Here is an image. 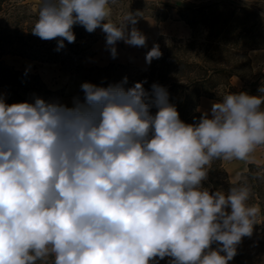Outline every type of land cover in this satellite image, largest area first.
I'll use <instances>...</instances> for the list:
<instances>
[{
    "label": "clouds",
    "instance_id": "obj_1",
    "mask_svg": "<svg viewBox=\"0 0 264 264\" xmlns=\"http://www.w3.org/2000/svg\"><path fill=\"white\" fill-rule=\"evenodd\" d=\"M110 0H41L31 34L75 42L74 25L100 28L116 44L146 47L129 12L117 25ZM129 25L131 28L129 29ZM162 52L154 44L146 64ZM146 81L125 88L81 84L68 107L34 96L8 104L0 94V264H229L251 237L258 208L251 189L202 187L213 160H248L264 146L260 95L229 93L198 123L180 119L168 91ZM155 107L153 114L150 109ZM213 244L218 247L212 248Z\"/></svg>",
    "mask_w": 264,
    "mask_h": 264
},
{
    "label": "trees",
    "instance_id": "obj_2",
    "mask_svg": "<svg viewBox=\"0 0 264 264\" xmlns=\"http://www.w3.org/2000/svg\"><path fill=\"white\" fill-rule=\"evenodd\" d=\"M141 0H110L109 7L114 10L121 4V14L140 12V17H152L156 22L167 20L174 10L178 19L191 30L186 39L171 37L166 46L160 43L162 56L154 59L143 70L127 77L125 88L136 82L146 81L144 89L151 94L152 85L159 84L168 91L169 103L173 104L180 119L188 124L198 123L201 112L198 111L201 96L220 100L229 93L247 92L260 95V78L253 77L249 51L264 49V0L254 3L241 0L234 4L228 0H190L176 3ZM156 10V13H151ZM38 14L24 0H0V87L7 91L6 103L32 102L34 96L46 101L55 100V91L48 88L37 68L43 63H58L70 67L85 53L90 44L97 39L96 30L88 33L80 25L73 26L75 42L56 51L57 40L45 41L31 34ZM116 18L113 23L119 25ZM204 34L203 36H201ZM10 55L33 62V71L7 64L3 56ZM242 82L240 88L231 84L232 78ZM264 79V74L261 75ZM123 79L109 84H116ZM264 108V105H262ZM150 111L155 114L157 109ZM226 175L229 187L234 184H246L250 187L249 206L258 208L251 237H244L237 246L233 258L235 264H264V228L259 221L264 218V162L247 164V170L240 179L232 183L228 180L222 159L213 160L209 166L206 189L213 192L218 181L214 172ZM217 188V187H216ZM37 264H54V257L38 260Z\"/></svg>",
    "mask_w": 264,
    "mask_h": 264
},
{
    "label": "rangeland",
    "instance_id": "obj_3",
    "mask_svg": "<svg viewBox=\"0 0 264 264\" xmlns=\"http://www.w3.org/2000/svg\"><path fill=\"white\" fill-rule=\"evenodd\" d=\"M155 3L156 9H159L157 2H170L176 3L180 1L190 0H141ZM234 4H239L241 0H228ZM249 3H254L256 0H244ZM30 4L31 9L38 14V9L41 6V0H24ZM110 8V7H109ZM111 10L110 16L107 18L113 22L116 18L121 23L123 15L121 14V4H117L116 9ZM153 14L156 10H151ZM167 20L162 22H156L152 17H139L138 23L135 25L146 37V47H134L126 45L123 41H119L116 44L117 57L112 58L110 50L106 47V38L103 31L98 28L96 29L97 39L95 42L90 44V48L80 56V59H76L70 67H63L58 63H43L39 64L37 72L39 73L42 80L46 83L48 88L55 91L56 99L65 104L68 107L73 106L74 98H79L83 101L84 93L81 90V84L84 82H90L92 84L103 86L105 83H112L124 77H130L134 75L138 70H143L147 67L145 62L146 53L152 48L157 42L163 47L168 45L171 37H177L186 39L190 37L191 30L185 23L178 19V16L174 10L169 13ZM131 25H129V29ZM202 34L201 36H203ZM249 57L251 59V66L254 78H260V82L264 83V79L261 75L264 74V61L258 56L256 52L249 51ZM15 58H6L5 62L9 65H14L18 68H22L28 71H33V62L28 59L13 56ZM231 84L237 88H240L242 82L237 78L231 79ZM264 84L261 85V87ZM256 156L253 152L250 154L248 161ZM229 160V161H234ZM247 161V160H239ZM250 163V162H249ZM255 163V162H254ZM262 163V162H260ZM224 167V159H222ZM225 169V168H224ZM247 170V169H246ZM226 171V170H225ZM227 173V172H226ZM215 179L218 181L217 185L213 188V192L220 190L227 194L229 187L226 175L215 171ZM206 179L202 182V187L206 188ZM207 183V185L205 184ZM217 187V188H216ZM259 227L264 228V218L259 221ZM218 247L217 244H213L212 248ZM171 258L166 257L164 260H160L159 264H168ZM229 264H235L233 260L229 261Z\"/></svg>",
    "mask_w": 264,
    "mask_h": 264
},
{
    "label": "crops",
    "instance_id": "obj_4",
    "mask_svg": "<svg viewBox=\"0 0 264 264\" xmlns=\"http://www.w3.org/2000/svg\"><path fill=\"white\" fill-rule=\"evenodd\" d=\"M250 52H256L258 56L262 58V61H264V49L251 50ZM6 58H15V57L10 55L3 56L4 61ZM0 94L4 96L6 101L8 97L7 91L2 87H0ZM217 101L218 100L201 96L199 100L198 111L201 113L210 112L212 103ZM254 152L256 153V156H253V158L250 159L249 161L224 160V168L227 172L228 180L230 182L235 183L240 179V174L247 169V164L249 162H255V163L264 162V146H258L254 150Z\"/></svg>",
    "mask_w": 264,
    "mask_h": 264
}]
</instances>
